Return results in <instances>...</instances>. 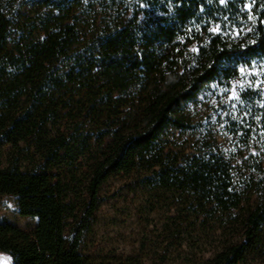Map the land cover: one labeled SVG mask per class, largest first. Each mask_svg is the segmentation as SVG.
<instances>
[{
	"label": "trees",
	"instance_id": "16d2710c",
	"mask_svg": "<svg viewBox=\"0 0 264 264\" xmlns=\"http://www.w3.org/2000/svg\"><path fill=\"white\" fill-rule=\"evenodd\" d=\"M253 59L264 0H0V194L36 219L1 221L0 251L11 264H134L78 251L100 185L123 173L170 198L167 230L198 264H264V147L232 161L188 145L178 112Z\"/></svg>",
	"mask_w": 264,
	"mask_h": 264
},
{
	"label": "rangeland",
	"instance_id": "374dc122",
	"mask_svg": "<svg viewBox=\"0 0 264 264\" xmlns=\"http://www.w3.org/2000/svg\"><path fill=\"white\" fill-rule=\"evenodd\" d=\"M245 89L253 90L249 98L243 93ZM178 112L194 124L193 130L182 134L188 145H211L232 161L246 149L264 147V60L253 59L239 66L229 84L207 82ZM7 151L6 144L0 165L4 164ZM85 176L80 172L72 180L76 199ZM135 177L110 174L102 182L98 206L78 251L95 258L127 256L134 264H198L192 240L179 242L167 230L166 225L172 221L168 214L170 198L161 192L153 194ZM1 221L30 229L36 219L19 214L15 196L2 193ZM0 264H11L8 253L0 251Z\"/></svg>",
	"mask_w": 264,
	"mask_h": 264
}]
</instances>
